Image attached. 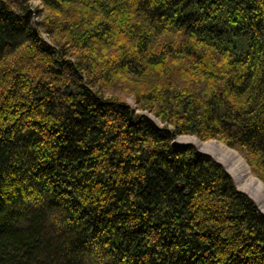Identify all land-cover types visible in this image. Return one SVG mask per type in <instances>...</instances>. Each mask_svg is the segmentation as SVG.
I'll return each instance as SVG.
<instances>
[{"label":"trees","instance_id":"16d2710c","mask_svg":"<svg viewBox=\"0 0 264 264\" xmlns=\"http://www.w3.org/2000/svg\"><path fill=\"white\" fill-rule=\"evenodd\" d=\"M180 135L264 183V0H0V264H264V213Z\"/></svg>","mask_w":264,"mask_h":264},{"label":"bare ground","instance_id":"6f19581e","mask_svg":"<svg viewBox=\"0 0 264 264\" xmlns=\"http://www.w3.org/2000/svg\"><path fill=\"white\" fill-rule=\"evenodd\" d=\"M180 143H189L199 150L207 152L218 159L228 168L237 183L252 196L260 208L264 211V185L257 178L253 177L244 160L237 152L230 148H224L216 142L202 143L194 137L182 139ZM179 145V144H178Z\"/></svg>","mask_w":264,"mask_h":264},{"label":"rangeland","instance_id":"374dc122","mask_svg":"<svg viewBox=\"0 0 264 264\" xmlns=\"http://www.w3.org/2000/svg\"><path fill=\"white\" fill-rule=\"evenodd\" d=\"M34 4H40V2L39 1H34ZM45 39H47L48 40V38H47V36H43ZM127 100H128V102L131 104V106L133 107V108H135V109H137V104L134 102V100H133V98L132 97H128L127 98ZM139 112H142V113H145V114H147L148 116H150L157 124H159V125H163V123L162 122H160L159 121V119H157V117H155L152 113H150V112H147V111H144V110H140V109H137ZM190 138V137H194V138H196V139H198L200 142H202V143H206V142H216L217 144H219V145H221V146H224V148H230V147H228V145H226V144H224L223 142H220V141H218V140H215V139H211V140H206V141H203V140H201V139H199L197 136H195V135H180V136H178L177 138H176V140L174 141V144L175 145H188L187 143H180L179 141L180 140H182V139H186V138ZM230 149H232V148H230ZM232 150H234L235 152H237L238 154H239V156L244 160V162L246 163V165H247V167L249 168V171H250V173H251V175L253 176V177H255V178H257L260 182H262V184L264 185V183H263V181H261L257 176H255L253 173H252V171H251V169H250V167H249V165H248V163H247V161H246V159L240 154V152L239 151H237L236 149H232ZM224 165V164H223ZM227 168V167H226ZM228 169V168H227ZM232 174V173H231ZM234 178V177H233ZM235 180V179H234ZM236 181V180H235ZM236 184L239 186V187H243L242 185H240L239 183H237L236 182ZM237 188V187H236ZM243 189V188H242ZM244 192V191H243ZM246 194H248V192H245ZM249 196H250V194H248ZM251 198H252V196H250ZM253 199V198H252ZM254 200V199H253ZM255 201V200H254ZM255 203H256V201H255ZM256 205L258 206V208L264 213V211L260 208V206L256 203Z\"/></svg>","mask_w":264,"mask_h":264},{"label":"water","instance_id":"95a60500","mask_svg":"<svg viewBox=\"0 0 264 264\" xmlns=\"http://www.w3.org/2000/svg\"><path fill=\"white\" fill-rule=\"evenodd\" d=\"M193 145V144H192ZM196 147V146H195ZM197 148V147H196ZM198 149V148H197ZM199 150V149H198ZM200 152H203V153H206V154H209V153H207V152H204V151H202V150H199ZM209 155H211V154H209ZM212 156V155H211ZM217 162H219L223 167H224V169L228 172V174L231 176V178L233 179V181H234V184H235V186L237 187V189L238 190H240V191H244V192H247V191H245L244 189H242L241 187H239L237 184H236V181L234 180V178H233V176H232V174L228 171V169L223 165V163L222 162H220L218 159H216L214 156H212Z\"/></svg>","mask_w":264,"mask_h":264}]
</instances>
